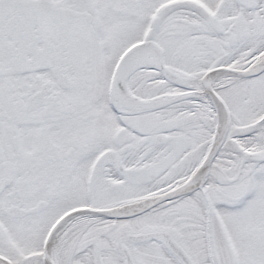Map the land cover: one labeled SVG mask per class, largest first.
Returning <instances> with one entry per match:
<instances>
[{"label":"snow or ice","instance_id":"1","mask_svg":"<svg viewBox=\"0 0 264 264\" xmlns=\"http://www.w3.org/2000/svg\"><path fill=\"white\" fill-rule=\"evenodd\" d=\"M0 264H264V0H0Z\"/></svg>","mask_w":264,"mask_h":264}]
</instances>
